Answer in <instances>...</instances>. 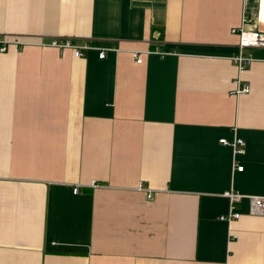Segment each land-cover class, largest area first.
Listing matches in <instances>:
<instances>
[{"label":"crops","instance_id":"1","mask_svg":"<svg viewBox=\"0 0 264 264\" xmlns=\"http://www.w3.org/2000/svg\"><path fill=\"white\" fill-rule=\"evenodd\" d=\"M244 15L264 32V0H0L28 42L0 51V264H264V46L230 92Z\"/></svg>","mask_w":264,"mask_h":264},{"label":"built area","instance_id":"2","mask_svg":"<svg viewBox=\"0 0 264 264\" xmlns=\"http://www.w3.org/2000/svg\"><path fill=\"white\" fill-rule=\"evenodd\" d=\"M245 19L247 17H243L240 25L233 26L231 28V32L236 34L238 37L237 40V48L235 53L230 57L234 63L236 74L232 80L233 87L231 89V93L233 95H241L244 93H248L250 91V84L244 80L241 76L242 72L245 68L252 62L253 55L250 49L254 47L264 46V32L259 29H250L244 25ZM28 42L19 39L18 37H13L10 35H0V51L8 50L11 44H17L19 46H24ZM34 44L40 46H54L60 49L70 48L75 56H83L86 49L91 47H95L89 42H76L71 38H50V39H38L33 41ZM108 47H97L99 50V57H104L105 52ZM132 56L136 62H141L142 57L139 51L132 50ZM148 52H155L159 55H165L168 52L162 49H151ZM219 141L222 144L230 145L232 148L233 154V168L241 170L243 168V164L237 163L235 160V155L237 153L244 152L245 141L243 138L234 135L232 139H228L226 137H221ZM91 186H98L100 183L98 181H92L90 183ZM78 186L75 185L73 187V191H78ZM223 194L229 199V208L226 212L218 215V218L221 220H225L228 223H231L232 220L238 218L241 214L240 211L236 210V202L239 201L244 195L233 189L229 188L223 191ZM147 196H152L151 191L147 193ZM249 202V211L252 214L264 215V195H247ZM230 239L235 238L236 235L230 231Z\"/></svg>","mask_w":264,"mask_h":264}]
</instances>
